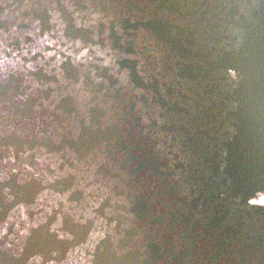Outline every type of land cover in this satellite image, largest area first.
<instances>
[{
    "label": "water",
    "instance_id": "95a60500",
    "mask_svg": "<svg viewBox=\"0 0 264 264\" xmlns=\"http://www.w3.org/2000/svg\"><path fill=\"white\" fill-rule=\"evenodd\" d=\"M0 264H264V0H0Z\"/></svg>",
    "mask_w": 264,
    "mask_h": 264
}]
</instances>
